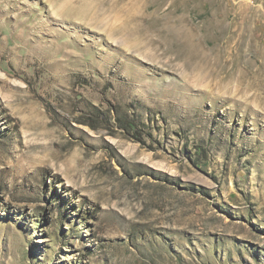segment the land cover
Segmentation results:
<instances>
[{
	"label": "rangeland",
	"instance_id": "obj_1",
	"mask_svg": "<svg viewBox=\"0 0 264 264\" xmlns=\"http://www.w3.org/2000/svg\"><path fill=\"white\" fill-rule=\"evenodd\" d=\"M0 264H264V0H0Z\"/></svg>",
	"mask_w": 264,
	"mask_h": 264
},
{
	"label": "bare ground",
	"instance_id": "obj_2",
	"mask_svg": "<svg viewBox=\"0 0 264 264\" xmlns=\"http://www.w3.org/2000/svg\"><path fill=\"white\" fill-rule=\"evenodd\" d=\"M54 3V2H53ZM55 5V4H54ZM73 6V5H72ZM80 9V8H79ZM63 10V9H62ZM62 10H60L61 12H62ZM68 10V11H67ZM66 12H69V9H66L65 10ZM83 13V12H82ZM189 43H191V42H189ZM195 44V43H194ZM196 45V44H195ZM186 49V48H185ZM202 49V48H201ZM157 51H158V49H157ZM199 51V50H198ZM204 52V51H203ZM176 57H179V55H176ZM159 58V57H158ZM174 58V57H173ZM209 59V58H208ZM171 60L172 59H169L168 61H167V64H170V62H171ZM186 61V60H185ZM165 64H166V62H165ZM166 64V65H167ZM207 64H210V63H207ZM175 65V64H174ZM168 66V65H167ZM170 66V65H169ZM177 66V65H176ZM182 67V66H181ZM203 67H205V66H203ZM170 68V67H169ZM183 68V67H182ZM213 68V67H212ZM173 69V68H172ZM181 69V68H180ZM198 69V68H197ZM198 75V74H197ZM197 75L195 76V77H197ZM203 75V74H202ZM187 77V76H186ZM202 77V76H201ZM203 77H204V75H203ZM191 82V81H190ZM196 82V81H195ZM195 82H193V83H195ZM198 84V83H197ZM213 84V83H212ZM190 85V84H189ZM194 85H196V84H194ZM199 85V84H198ZM201 86V85H200ZM199 87V86H198ZM197 87V88H198ZM217 87V86H216ZM215 87V88H216ZM189 88V87H188ZM191 88V87H190ZM227 88V87H226ZM226 88H224V89H226ZM206 91V90H205Z\"/></svg>",
	"mask_w": 264,
	"mask_h": 264
}]
</instances>
